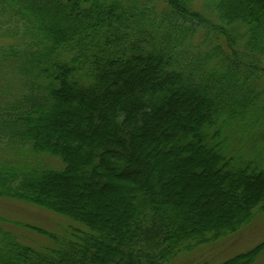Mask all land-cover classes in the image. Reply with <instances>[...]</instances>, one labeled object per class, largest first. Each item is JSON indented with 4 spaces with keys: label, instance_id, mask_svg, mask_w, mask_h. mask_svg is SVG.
<instances>
[{
    "label": "trees",
    "instance_id": "1",
    "mask_svg": "<svg viewBox=\"0 0 264 264\" xmlns=\"http://www.w3.org/2000/svg\"><path fill=\"white\" fill-rule=\"evenodd\" d=\"M0 199L77 224L37 247L0 218V264H181L227 241L264 212V0H0Z\"/></svg>",
    "mask_w": 264,
    "mask_h": 264
},
{
    "label": "rangeland",
    "instance_id": "2",
    "mask_svg": "<svg viewBox=\"0 0 264 264\" xmlns=\"http://www.w3.org/2000/svg\"><path fill=\"white\" fill-rule=\"evenodd\" d=\"M56 119L65 121L64 116L56 117ZM69 120L66 127L74 126L77 130L80 128L78 125L75 127V123L72 121V114ZM27 154V157H25L27 163L33 162L41 164L42 166L46 164L54 166L59 163V161L56 162L52 156H38L32 151H29ZM185 165H187L186 162L182 161L179 167H184ZM68 188L71 187L66 186L64 190ZM206 195L208 196V194ZM62 203L66 204L64 198H62ZM201 209L204 211V207ZM198 213L200 214V211ZM0 218H3L2 226L6 229L14 230L22 242L34 244L37 247L41 245L52 246L55 243L48 234L45 235L40 229L49 232L51 235L68 236L67 234L72 231L68 228H75V226H77L75 222L72 221L71 223L67 218L62 217L58 213L47 211L33 204L11 199H0ZM33 227L38 229H34ZM74 233L75 231L72 234ZM263 241L264 212H257L248 224L242 227L236 234L230 236L227 241L224 242L222 240V243L197 247L190 253L191 257L186 258L181 255L180 263L200 264L203 261H207L211 264L219 263L236 253L249 250ZM256 258L257 259L252 262V264H264V248L260 250Z\"/></svg>",
    "mask_w": 264,
    "mask_h": 264
}]
</instances>
